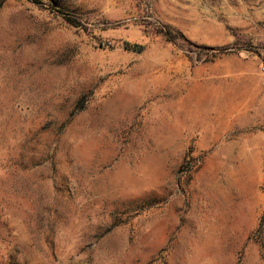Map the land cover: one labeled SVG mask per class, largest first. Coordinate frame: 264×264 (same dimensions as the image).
Listing matches in <instances>:
<instances>
[{"label": "rangeland", "instance_id": "1", "mask_svg": "<svg viewBox=\"0 0 264 264\" xmlns=\"http://www.w3.org/2000/svg\"><path fill=\"white\" fill-rule=\"evenodd\" d=\"M263 66L264 0H0V264H264Z\"/></svg>", "mask_w": 264, "mask_h": 264}, {"label": "trees", "instance_id": "2", "mask_svg": "<svg viewBox=\"0 0 264 264\" xmlns=\"http://www.w3.org/2000/svg\"><path fill=\"white\" fill-rule=\"evenodd\" d=\"M59 13H61V12H59ZM157 33L162 34L169 41H174L175 40L174 34L170 30H161L160 32H157ZM139 50H141L140 47H139ZM211 50L213 51L212 55L214 57H215L216 54L222 53L221 51H218V50L217 51L213 50V49H211Z\"/></svg>", "mask_w": 264, "mask_h": 264}, {"label": "built area", "instance_id": "3", "mask_svg": "<svg viewBox=\"0 0 264 264\" xmlns=\"http://www.w3.org/2000/svg\"><path fill=\"white\" fill-rule=\"evenodd\" d=\"M262 71L264 72V66L262 67Z\"/></svg>", "mask_w": 264, "mask_h": 264}]
</instances>
